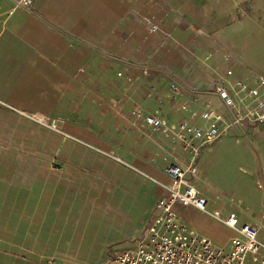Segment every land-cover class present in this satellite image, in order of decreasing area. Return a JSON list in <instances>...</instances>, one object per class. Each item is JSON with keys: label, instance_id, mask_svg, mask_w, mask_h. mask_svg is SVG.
<instances>
[{"label": "crops", "instance_id": "obj_1", "mask_svg": "<svg viewBox=\"0 0 264 264\" xmlns=\"http://www.w3.org/2000/svg\"><path fill=\"white\" fill-rule=\"evenodd\" d=\"M143 15L170 39L147 34ZM260 77L264 0H33L32 11L0 0V264H111L133 250L165 195L154 181L190 158L133 113L206 129L208 110L230 119L217 84L232 94ZM36 114L55 129L26 116ZM26 117L47 145L33 129L26 148ZM195 164L188 178L208 210L236 214L264 243V125L232 127ZM176 212L218 247L235 237L193 207Z\"/></svg>", "mask_w": 264, "mask_h": 264}, {"label": "built area", "instance_id": "obj_2", "mask_svg": "<svg viewBox=\"0 0 264 264\" xmlns=\"http://www.w3.org/2000/svg\"><path fill=\"white\" fill-rule=\"evenodd\" d=\"M13 4L16 8L33 10V0H13ZM141 21L147 34L161 33L164 39H170V33L161 32L154 16L143 15ZM125 73L118 71L117 77L123 78ZM127 73L126 82L131 84L147 75L148 69L142 66L139 74L135 76ZM171 89L177 90L175 85ZM232 89L231 94L221 83L214 87L213 93L223 110L230 115V119L226 120L219 112L208 110L201 115L209 123L206 129L195 128L187 122L167 125L156 115H143L139 110L133 113L153 131H160L179 141L190 154V158L185 165L171 164L166 168L168 184L154 181L165 192L155 205L154 218L135 248L116 255L111 264H264V243L258 238V228L238 223L234 213L223 217L220 211H209L208 201L192 186L188 178L197 175L195 162L201 149L212 145L227 130L241 126L244 121L264 125V78L260 77L255 87L250 88L237 82ZM29 117L44 127L55 129L54 123L46 116L36 114ZM176 207H193L230 229L235 237L228 248L215 246L207 238L189 229L181 222ZM45 264L58 262L56 259L47 258Z\"/></svg>", "mask_w": 264, "mask_h": 264}, {"label": "rangeland", "instance_id": "obj_3", "mask_svg": "<svg viewBox=\"0 0 264 264\" xmlns=\"http://www.w3.org/2000/svg\"><path fill=\"white\" fill-rule=\"evenodd\" d=\"M27 117L29 116V115H26ZM27 117H26V123H25V137H26V139H25V142H26V148H29V147H31L32 145H36V140L37 139H33V138H31L30 137V133L28 132V131H30V130H37L38 131V134L40 135V138L38 139L39 140V144L41 145V146H43V145H47L48 144V140H49V135L47 134V129H44L43 127H37V126H34V125H30V124H32L30 121H29V119H31V118H29V119H27ZM36 134V133H35ZM27 136H29L28 138H27ZM33 142L35 143V144H33ZM11 157H12V155H10V160H11ZM25 157H31V155H27L26 154V156ZM209 218H211V217H209ZM212 219V218H211ZM198 221H200V223H201V225H207L208 224V221H207V219L206 218H199L198 219ZM201 237H203V236H201ZM204 238H207V237H204ZM208 240H210L209 238H207ZM211 241V240H210ZM212 242V241H211ZM213 243V242H212ZM214 244V243H213ZM215 245V244H214ZM216 246V245H215ZM249 264H252L251 262H249Z\"/></svg>", "mask_w": 264, "mask_h": 264}]
</instances>
